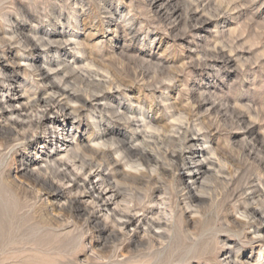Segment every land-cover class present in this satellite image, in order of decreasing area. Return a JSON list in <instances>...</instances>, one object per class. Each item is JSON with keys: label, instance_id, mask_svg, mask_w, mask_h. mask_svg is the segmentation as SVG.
Listing matches in <instances>:
<instances>
[{"label": "rangeland", "instance_id": "1", "mask_svg": "<svg viewBox=\"0 0 264 264\" xmlns=\"http://www.w3.org/2000/svg\"><path fill=\"white\" fill-rule=\"evenodd\" d=\"M158 5L150 6L149 0H0V56H5L0 62L4 60V72L33 88L29 68H24L32 57L41 61L47 57L46 48L35 50L32 43L36 37L45 38L44 32L63 33L58 38L64 44L47 56L71 62L72 71L66 70L71 88L97 94L98 100L91 103L111 105H104L96 120L109 128L104 139L115 146L120 143L112 154L116 157L109 159L118 156L120 163L106 165L120 189L129 193L131 185L124 175L131 170L125 164L129 151L124 142L131 139L172 168L165 149L190 150L188 143L156 141L153 129L144 125L169 135L188 121L199 153L210 157L214 149L227 167L225 181L216 185L223 189L220 200L199 204L197 212L194 207L185 209L176 192L186 176L173 175L175 171L164 175L169 198L151 192L156 186L151 177L136 185L138 194L150 193L143 204L151 219L173 211L171 231L150 243L137 229L138 241L129 244L122 236L124 229L105 210L96 211L98 219L89 222L75 208L67 214L58 210L69 197L78 198L83 207L92 206L85 189L50 177L51 170L45 169L47 149L57 147V158L66 162L61 145L66 122L60 114L57 128L51 129L57 135L52 143L44 126L25 127L29 140L20 143L2 139V127L11 116L0 111V264H228L235 257L254 261L259 248L264 251V244L251 238L256 223L240 221L233 201L249 178L264 180V0H163ZM75 41L79 45L74 46ZM10 94L1 75L0 98ZM16 100L13 104L19 108ZM90 112L87 108L81 112V127L75 133L80 155H89L92 147L98 148L95 142L102 141H90L99 131L86 118ZM186 160L188 156L183 157ZM73 163L69 168L79 179L96 180L97 168L79 169ZM49 180L52 186L60 185L62 196L50 194ZM157 207L163 215L154 210ZM99 224L117 234L97 233Z\"/></svg>", "mask_w": 264, "mask_h": 264}, {"label": "bare ground", "instance_id": "2", "mask_svg": "<svg viewBox=\"0 0 264 264\" xmlns=\"http://www.w3.org/2000/svg\"><path fill=\"white\" fill-rule=\"evenodd\" d=\"M162 1L163 0H149V5L155 8L158 7V4ZM155 11H157V9ZM43 35L45 38L36 37L35 40L33 39L34 42L32 43V47L35 50L40 49V47L46 48L44 50V57H47L46 60L41 61L39 57H32V62L30 64H26L27 68H24V70H28L29 68L30 72L28 73L31 75V79L34 80L36 85H34L33 88L21 85V82H17L18 79L15 76H12L8 72H4L5 69L2 65L4 60L1 59L2 62H0V66L2 68L0 67V76L2 75L3 81H5V86L7 87L8 92L11 93L6 96L2 95L0 98V111L6 112L11 116L9 117L8 123L2 127V136L5 133L2 139L5 142H9L11 140L20 141L21 143V141L24 142L28 139L25 133V127L38 128L40 126H44L48 129V134H50L48 136L49 143H52L54 140L53 136L57 138V135L55 134V131H51V129L53 130L57 128L60 120L58 114H60L63 121L66 122V127H64V133L62 134L63 143L61 144L65 146L63 150H66L64 154L66 156V162L57 158L60 154L57 147L54 150L47 149L44 151L46 153L44 154L43 159L45 169L51 170L50 177L58 178L59 180L67 179V182L72 186L85 189L86 194L92 198V206L89 208L81 206V201L78 198L69 197L66 202L67 205H65V203L63 206H58V210L60 212L62 211L67 214L71 212L72 208H75L76 213L79 215H86L84 219L86 222H89L98 219L96 211L105 210L108 212L107 214H110V217L116 225L121 229H124L122 236L129 241V244L138 241L135 237L137 229H142L146 233V239L150 243H153L155 237H167L168 232L171 231V223L172 220H174V214L173 211L169 209L170 212L168 217L163 216L155 219L147 217L148 209L144 206L143 199L148 197L150 193L146 191V193L144 192V195H139L138 192L140 190L138 191V187H136V185L142 184L144 181L148 182L151 177H155L153 185L156 186L153 190H151V192L153 193L156 191L158 195H164L169 198V192L166 191V188L164 187L166 185L164 183V175L168 172L173 173L175 171L173 175L176 173L187 177L186 181L181 182L182 186L180 189L178 187L176 192L177 197L180 199V202H182L185 209L194 207L197 212L199 204L208 201L214 203L220 200V196L223 194V189L221 192L217 189L216 185L218 182L223 180L225 181V175L229 173L227 171V167L221 162L216 150L210 149L211 154H213V156L210 157L206 156V154L199 153L201 149L198 148V140L195 138V134H192L191 123L188 121L179 123L178 126H176V129L172 131L173 134L169 135L161 133V131L153 127L152 124L144 125L146 128L153 129L156 141L168 139L171 143H188L190 150H185L183 147H179V149L177 148L173 151L165 149L164 156L169 157L172 160V168L167 166L159 155L138 146V144L133 143L131 139L124 142L126 149L129 151L128 159L124 157L127 159L125 164L131 169L129 172L125 171L124 175L125 177H129L131 185H129V193L122 191L119 187L121 183H119V181L114 177V173H112L111 170L112 168L110 169V166H106L111 163L116 164L120 161L117 159V156L116 160L109 162V159H113L114 156L116 157V154L114 156H112V154L115 150L117 151V146L120 143L115 146L112 141L109 142V140L104 139L108 134L107 132H109V128L101 127L100 122L96 120L97 115L100 116L102 113L101 109L103 106H107L108 103L105 101L102 106H100L102 103L99 101L91 103L92 101L98 100L97 94H89L86 93L85 90H83L84 92L82 93L80 92L81 90L78 91L79 89L77 90L75 87H73V89L68 85L69 82L66 70L71 66V62L67 61L65 58L60 62H57V60L53 58L49 59L47 56V54L52 51L56 54L57 49L64 44L58 38L63 35V33L44 32ZM15 41V43H17L19 40ZM77 45H79V42L75 41L74 46ZM0 57L3 59L5 58L4 54ZM74 62L75 61L73 60V63ZM16 66L19 67L21 65L17 63ZM75 68L80 70L79 66ZM68 70H71V68ZM39 85L44 88L43 93L38 89ZM18 87H20V90H18L19 93L17 94L15 90ZM23 96L27 99L26 103H22L20 101ZM15 99H17L16 103H19V108L13 104V100ZM109 105L110 104H108V106ZM86 108L91 111L89 114H86V118L92 119V121H94L93 125L97 129L99 128V131L94 134V137H91L90 141L92 142L96 139H102V141L99 140L95 142V145H97L98 148L96 146H94L95 148L92 147L89 155H80L79 152L81 150V145L77 143L75 133L78 132L81 127V112ZM117 111H115L114 114H116ZM121 112L123 111H119V113ZM119 113H117V115ZM12 117L14 118L12 119ZM75 119H77V122H74ZM127 119L130 120L129 117H127ZM160 134L161 136H159ZM156 135L158 136L156 137ZM141 137V143H143L146 138L145 136ZM83 147H87V145L84 144ZM187 156L188 160L183 161V157ZM75 161L79 164L77 165ZM69 162H74L73 166L79 169L91 170L94 167L97 168L96 170H98V172L95 175L96 180H92V178H85L82 180L79 179L77 174L73 173L69 168ZM100 167H102L101 170L99 169ZM24 169L27 173H29L27 167ZM108 169L109 171L106 172L105 170ZM234 178L235 175L230 176V179L227 180L224 188L228 186L230 181L233 182ZM34 181L37 182L38 177H35ZM44 181L47 180L44 179ZM51 183L52 182L49 180L50 194H52V196H62L63 190L59 187L60 185L55 187L52 186ZM263 191L264 180L258 179L257 181L256 179L249 178L246 185L241 186L236 190L233 200L235 201L234 203L237 204L236 209L241 216V218L238 217V219L246 223H256V227L252 230L253 236L251 238L262 242V244H264ZM127 196H129V198ZM110 204H113L114 207L111 208ZM154 210L163 215L161 208L157 207ZM137 213H141V216L138 218H136ZM95 231L97 233L107 231L109 235L117 234L115 230H109L106 225L102 224L97 225ZM259 251V256L254 259V261L246 260L243 262L235 257L234 259L229 260L228 264H264V251H261V248H259ZM249 255L251 258L252 252H249ZM261 256L262 258L260 259Z\"/></svg>", "mask_w": 264, "mask_h": 264}]
</instances>
